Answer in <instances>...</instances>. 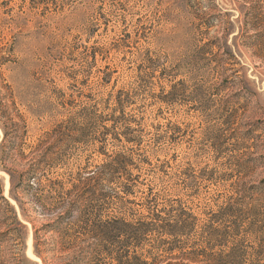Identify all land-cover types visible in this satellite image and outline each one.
Segmentation results:
<instances>
[{"label":"rangeland","instance_id":"374dc122","mask_svg":"<svg viewBox=\"0 0 264 264\" xmlns=\"http://www.w3.org/2000/svg\"><path fill=\"white\" fill-rule=\"evenodd\" d=\"M255 21L257 29L247 26ZM261 54L264 0H0V93L24 126L25 154L80 109L92 117L88 139L70 146L67 166L48 172L42 188L48 178L69 189L65 178L97 170L102 153L131 156L133 195L122 194L119 177L94 206L102 221L145 225L125 255L151 264H182L187 252L200 254L201 264H264ZM172 83L177 103L165 106ZM120 92L122 113L113 117ZM126 128L136 144L125 142ZM32 158L5 166L17 176ZM20 193L0 170V264H117L88 257L92 240L77 229V214L66 219L71 246L62 251L54 223L65 210L51 202L41 210ZM176 222L191 231L170 237L165 226Z\"/></svg>","mask_w":264,"mask_h":264},{"label":"trees","instance_id":"16d2710c","mask_svg":"<svg viewBox=\"0 0 264 264\" xmlns=\"http://www.w3.org/2000/svg\"><path fill=\"white\" fill-rule=\"evenodd\" d=\"M248 27L251 29H257L259 23L256 21ZM234 59L233 55H229ZM257 58L264 64V56L259 55ZM177 83H172L169 90L165 94V106H171L177 103ZM123 94L120 92L117 99L114 101V105L111 108V114L114 117L115 114L122 113L124 100L121 99ZM11 97L8 94L3 95L0 93V130L2 132V139L0 142V170L6 172L10 178V185L17 191L21 192L26 199L32 201L41 210L46 211L45 203L51 202L52 210L65 212L54 223L55 232L62 235L63 240H60L62 251H68L71 243L68 240V234L63 233V227L66 225V219L74 214L79 215L82 219L79 222L77 229L86 232L87 238L92 240V244L89 247V256L91 260H94L97 256H105L114 260L117 264H134L133 260H136L137 264H151L145 261H140L136 257L130 258L127 248L133 241H137L139 236L145 234L148 230L145 225L136 226L134 224L125 222L123 219H111L100 220L97 216L98 212L95 209V203L98 200H104L109 195L102 189L104 184L111 185L115 183L119 177L125 178L126 183H123L122 194L125 197L133 195L132 187L129 184V180H132V157L124 153H117L114 155H104L103 162L97 167V170H91L86 172L71 173L68 178H65V182L69 185V189H64L62 181H56L49 183L42 188V180L46 178V174L50 171L62 170L67 166L69 159V148L72 144H81L88 139V118L91 115H87L88 111L83 108L75 112L73 115L55 123L48 131H46L38 140L37 144L29 150V154L26 155L21 146V139L25 136L21 133L19 123L15 120V117L10 111L11 106L9 102ZM13 104V103H12ZM55 107L66 109L67 102H57ZM44 113V112H41ZM122 116V114H121ZM92 118V117H91ZM119 119V117H117ZM21 121V117H19ZM24 124V123H23ZM105 134L109 129L103 126ZM124 132H131L130 128H126L122 135L126 143L136 144L134 138L128 137ZM20 158L21 161L27 160L29 157H33V164L29 166L25 172H21L16 176V173L6 168L5 163H10L13 158ZM27 182V183H26ZM42 188V189H41ZM47 188V189H46ZM13 199L18 202V198L10 194ZM2 201L9 207V212L15 218V221L19 226L22 224L17 219V214L13 207L9 205L8 200L2 198ZM19 203V202H18ZM20 205V203H19ZM21 216L23 219H28L23 209L20 208ZM225 215L232 213V207L226 206L222 209ZM142 226V227H140ZM180 229L182 235H187L191 231L192 226L186 222H176L165 226L166 234L174 236ZM71 235V234H70ZM72 236V235H71ZM133 245V244H132ZM114 248H117L114 252ZM72 249V247H71ZM91 250V252H90ZM38 256L39 253L36 252ZM200 254L195 252L182 253V264H201L203 260H200ZM178 264V263H167ZM208 264V263H204ZM215 264H227L225 262H217Z\"/></svg>","mask_w":264,"mask_h":264},{"label":"bare ground","instance_id":"6f19581e","mask_svg":"<svg viewBox=\"0 0 264 264\" xmlns=\"http://www.w3.org/2000/svg\"><path fill=\"white\" fill-rule=\"evenodd\" d=\"M7 186H8V184H7ZM30 244V243H29ZM31 244H30V246H29V250H28V255H29V257H31L33 260H35L36 258L34 257V255L31 253Z\"/></svg>","mask_w":264,"mask_h":264}]
</instances>
